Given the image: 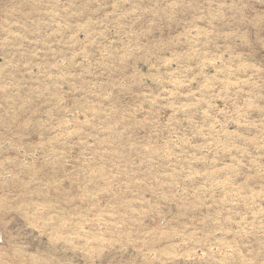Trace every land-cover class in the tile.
<instances>
[{"label": "rangeland", "instance_id": "374dc122", "mask_svg": "<svg viewBox=\"0 0 264 264\" xmlns=\"http://www.w3.org/2000/svg\"><path fill=\"white\" fill-rule=\"evenodd\" d=\"M0 264H264V0H0Z\"/></svg>", "mask_w": 264, "mask_h": 264}]
</instances>
